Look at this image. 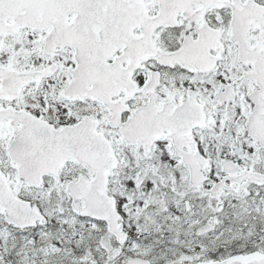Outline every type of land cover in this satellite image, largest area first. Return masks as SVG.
Segmentation results:
<instances>
[{"label":"snow or ice","instance_id":"1","mask_svg":"<svg viewBox=\"0 0 264 264\" xmlns=\"http://www.w3.org/2000/svg\"><path fill=\"white\" fill-rule=\"evenodd\" d=\"M0 264H264V0H0Z\"/></svg>","mask_w":264,"mask_h":264}]
</instances>
